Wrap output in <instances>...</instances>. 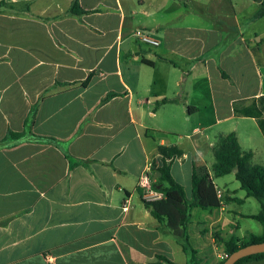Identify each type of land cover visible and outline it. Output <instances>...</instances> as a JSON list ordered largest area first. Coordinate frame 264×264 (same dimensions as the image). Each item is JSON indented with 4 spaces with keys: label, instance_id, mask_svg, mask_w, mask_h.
<instances>
[{
    "label": "crops",
    "instance_id": "1",
    "mask_svg": "<svg viewBox=\"0 0 264 264\" xmlns=\"http://www.w3.org/2000/svg\"><path fill=\"white\" fill-rule=\"evenodd\" d=\"M73 1L0 0V264H187L144 202L166 186L158 147L184 152L168 163L188 195L220 137L235 133L254 163L264 153L258 122L234 109L264 96L261 3L79 0L86 13L75 15ZM137 30L160 46L141 45ZM215 180L203 192L221 189V208L190 213L200 264L224 261L232 237L263 233L241 227L259 213L239 207L252 197Z\"/></svg>",
    "mask_w": 264,
    "mask_h": 264
},
{
    "label": "trees",
    "instance_id": "2",
    "mask_svg": "<svg viewBox=\"0 0 264 264\" xmlns=\"http://www.w3.org/2000/svg\"><path fill=\"white\" fill-rule=\"evenodd\" d=\"M70 12L75 15L86 13L80 6L79 0L73 1ZM255 17L257 19L264 17V0H262L260 9ZM112 96L114 94L108 95L106 100ZM167 101L164 100L163 103ZM234 109L235 113L239 116L255 119L264 135V96L247 107H238L236 105ZM189 110L196 112L197 108L189 107ZM149 134L153 138L166 135L153 131H149ZM8 136L17 139L21 138L23 134L9 132ZM158 152L163 158V165L159 168L160 183L166 185L161 187L163 197L160 200L144 202L152 216L163 223L174 236L183 241V249L189 256L187 264L201 263L198 252L193 247L188 233L192 209L214 210L221 208L223 203V200L217 197L216 191L212 195L204 194L205 192H203V187H209L212 184V179L234 174L236 181L240 183L241 189L246 191L247 196L257 199L261 204V211L250 218L262 225L263 233L261 235L251 234L242 239L232 237L225 241L224 245L227 257L242 247L264 243V165L255 164L253 162V153L242 150L235 133H230L219 138L214 147L215 163L211 171L207 167H194L190 195L174 179L170 164L168 163V161L183 157L184 152L177 146H159ZM262 259H264V253H259L241 258L235 264H245ZM159 260L163 264H175L165 257H159ZM224 261L219 264H223Z\"/></svg>",
    "mask_w": 264,
    "mask_h": 264
},
{
    "label": "rangeland",
    "instance_id": "3",
    "mask_svg": "<svg viewBox=\"0 0 264 264\" xmlns=\"http://www.w3.org/2000/svg\"><path fill=\"white\" fill-rule=\"evenodd\" d=\"M243 2L244 0H239V3ZM259 37H257V41H258ZM261 54H260V58H261ZM225 95L221 90L220 92H215V96L218 98L219 103H223L225 100ZM213 123V122H212ZM216 125V124H213ZM230 124H223V125H217L214 126V129H212L211 134L215 135V132H218L219 130L224 131V132H229L230 130ZM260 155L258 156V159L255 160V163L258 164H264V153L263 149L260 147ZM215 183L222 189L225 190H229L231 191V194L233 193L234 189L237 190V192L233 193V196H237L239 198L243 197L246 194L245 190L241 189L240 183L238 181H236L235 177L233 175H228L222 178H218L215 180ZM235 207H237L236 204H231L229 209L233 210ZM241 211H243L244 213H258L261 210V204L260 202L255 199V198H250L249 201L241 206ZM199 214H201V212H203L202 210H198L197 211ZM194 214V219H197V217H199L197 214ZM241 227L244 229H248L250 232H260L262 230V225L253 220V219H246L243 220L241 222Z\"/></svg>",
    "mask_w": 264,
    "mask_h": 264
},
{
    "label": "built area",
    "instance_id": "4",
    "mask_svg": "<svg viewBox=\"0 0 264 264\" xmlns=\"http://www.w3.org/2000/svg\"><path fill=\"white\" fill-rule=\"evenodd\" d=\"M135 37L141 45L148 48L155 49L158 48L161 44L160 40L155 36V33L150 30H137ZM216 194L220 200L223 199V192L221 189H216ZM162 197V193L152 191L150 194H148V196H146V199L148 201H156L160 200Z\"/></svg>",
    "mask_w": 264,
    "mask_h": 264
},
{
    "label": "water",
    "instance_id": "5",
    "mask_svg": "<svg viewBox=\"0 0 264 264\" xmlns=\"http://www.w3.org/2000/svg\"><path fill=\"white\" fill-rule=\"evenodd\" d=\"M258 1L260 3L262 2V0ZM259 253H264V243L252 244L242 247L241 249L228 256L223 264H235L241 258Z\"/></svg>",
    "mask_w": 264,
    "mask_h": 264
}]
</instances>
